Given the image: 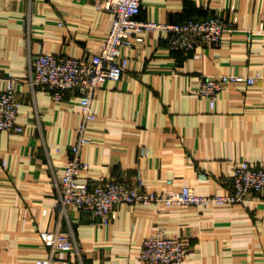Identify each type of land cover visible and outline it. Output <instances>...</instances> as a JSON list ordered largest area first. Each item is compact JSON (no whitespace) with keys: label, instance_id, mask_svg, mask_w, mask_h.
I'll list each match as a JSON object with an SVG mask.
<instances>
[{"label":"crops","instance_id":"crops-1","mask_svg":"<svg viewBox=\"0 0 264 264\" xmlns=\"http://www.w3.org/2000/svg\"><path fill=\"white\" fill-rule=\"evenodd\" d=\"M219 12L235 28L218 46L171 50L163 31L126 50L119 81L93 98L97 119L82 149L81 176L134 180L159 192L191 186L199 193L233 189L234 166H264V0H142L141 19L184 22ZM113 14L95 0H0V67L20 77L21 132H0V264H36L50 254L42 230L73 231L79 247L61 251L71 264H144V239L181 235L193 249L185 264H264V197L251 194L229 205L119 204L108 224L76 207L57 210L59 183L83 120L77 92L53 99L28 82L31 59L42 51L82 56L97 52ZM236 74L241 81L220 93L214 107L197 89L206 75ZM3 85L0 81V90ZM147 149L144 154L143 149ZM168 180H173L169 184Z\"/></svg>","mask_w":264,"mask_h":264},{"label":"built area","instance_id":"built-area-1","mask_svg":"<svg viewBox=\"0 0 264 264\" xmlns=\"http://www.w3.org/2000/svg\"><path fill=\"white\" fill-rule=\"evenodd\" d=\"M100 10L113 14L112 27L97 52L82 56L56 54L42 51L31 59L27 82L33 87H44L55 100H62L67 92H77L83 120L77 128L78 136L70 146V157L59 183L57 210L61 216L68 209L76 207L86 212L93 221L110 224L116 218L119 204H148L162 202L168 206L205 208L213 205H229L245 201L249 195L264 197V166L242 161L233 168L231 175L233 189L227 193L202 194L191 186L164 191L144 187L142 175L134 180L100 177L94 182L84 181L81 176L89 164L82 157L83 147L90 142L87 135L89 122L97 119L93 107L96 92L109 80L119 81L127 69L130 56L126 50L145 41L151 31H163L171 50L191 52L201 46H218L227 32L234 30L235 21L227 20L219 12L207 17H192L184 22H160L139 18L142 0H95ZM248 39L253 34L264 32V27L250 28ZM0 132H21L18 114L20 101L17 97V83L20 77L11 70L0 67ZM241 81L236 74L206 75L201 80L197 92L208 98L215 106L221 92ZM264 82V74L247 78L253 84ZM147 154V149H143ZM173 184V180H168ZM41 238L50 248V254L37 260L36 264H71L68 259L60 258L61 251L75 250L79 247L73 231L58 226L42 230ZM193 253L189 242L181 235H167L157 232L147 236L142 244L140 259L144 264H185Z\"/></svg>","mask_w":264,"mask_h":264}]
</instances>
